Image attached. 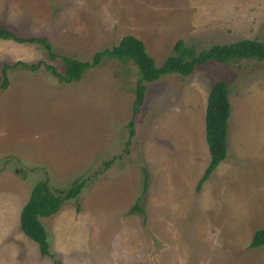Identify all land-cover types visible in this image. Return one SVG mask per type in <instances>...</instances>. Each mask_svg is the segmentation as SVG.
<instances>
[{"label":"rangeland","instance_id":"374dc122","mask_svg":"<svg viewBox=\"0 0 264 264\" xmlns=\"http://www.w3.org/2000/svg\"><path fill=\"white\" fill-rule=\"evenodd\" d=\"M0 24L55 54L0 38V65L41 62L7 68L0 87V264H263L264 244L247 246L264 227V58L143 81L133 116L131 60L104 57L69 83L43 66L61 73V55L90 61L124 34L156 65L177 40L194 53L259 40L264 0H0ZM214 81L228 88L226 154L196 188ZM75 177L87 178L76 199L39 219L53 256L40 255L19 230V210L36 181L64 189Z\"/></svg>","mask_w":264,"mask_h":264},{"label":"trees","instance_id":"16d2710c","mask_svg":"<svg viewBox=\"0 0 264 264\" xmlns=\"http://www.w3.org/2000/svg\"><path fill=\"white\" fill-rule=\"evenodd\" d=\"M0 38L41 45L46 49L48 57H55V54L50 50L49 44L43 39L32 36H20L1 24ZM182 43V40H177L173 46L175 54L167 55L159 65H156L153 58L146 52L144 44L139 38L132 34H124L118 39L116 44L97 49L92 54L90 61H80L66 55H61L60 60L63 66L61 73L56 72L51 65H44L43 70L60 82L69 83L79 79L83 71L97 66L104 57L115 58L122 62L131 60L136 67L132 87L133 99L131 102L133 116L139 111V106L143 102V81L153 80L162 74L170 72L185 75L190 73L195 66L210 61L234 64V62L242 59H255L259 61L264 58V36L259 40L244 38L228 44H214L196 53H194L191 45L183 47ZM16 65L34 71L41 65V62L30 64L16 60L11 64H1L0 87H4L6 84L5 70ZM227 90L225 82L214 81L207 91L204 107V139L208 151V162L201 177L198 179L196 188H199L226 154V130L229 116ZM127 126L129 127L128 133L131 136L133 134V129L131 128L132 119L128 120ZM128 142L126 140L125 144H128ZM108 163L109 161L105 162V164ZM146 177L147 175L144 174L143 188L146 187ZM86 182L87 178L75 177L66 188L53 190L50 189L46 179L38 180L33 184L27 200L19 210L18 221L20 232L35 244L38 254L50 258L53 256L47 251L45 229L39 219L50 217L65 201L76 199ZM132 208L143 212V209L136 202ZM263 244L264 227L256 229L252 233L247 247L254 248Z\"/></svg>","mask_w":264,"mask_h":264},{"label":"crops","instance_id":"0c3cea01","mask_svg":"<svg viewBox=\"0 0 264 264\" xmlns=\"http://www.w3.org/2000/svg\"><path fill=\"white\" fill-rule=\"evenodd\" d=\"M229 117V116H228Z\"/></svg>","mask_w":264,"mask_h":264}]
</instances>
